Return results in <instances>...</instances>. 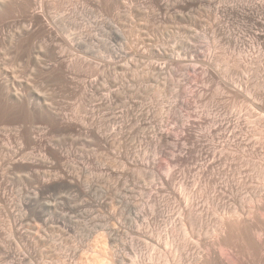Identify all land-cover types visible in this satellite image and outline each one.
Instances as JSON below:
<instances>
[{"label":"rangeland","instance_id":"1","mask_svg":"<svg viewBox=\"0 0 264 264\" xmlns=\"http://www.w3.org/2000/svg\"><path fill=\"white\" fill-rule=\"evenodd\" d=\"M258 234L264 0H0V264H264Z\"/></svg>","mask_w":264,"mask_h":264},{"label":"bare ground","instance_id":"2","mask_svg":"<svg viewBox=\"0 0 264 264\" xmlns=\"http://www.w3.org/2000/svg\"><path fill=\"white\" fill-rule=\"evenodd\" d=\"M186 5V4H185ZM216 9V8H215ZM218 11H220V10H218ZM217 11V12H218ZM221 227H219V228H217V231L218 232H220L221 231ZM223 230V229H222ZM223 232V231H222ZM260 235L261 234H258L257 236H256V240H257V243H259V244H261L262 246H264V241L262 242L261 241V237H260ZM224 245H218V250H217V252L215 251V262H218V263H220V264H239V263H241L238 259H237V257L234 255V254H232L231 252H229V249H224V247H223ZM223 247V248H222ZM225 248H226V246H225ZM209 250L210 249H206V256H208L209 255ZM211 253H212V251H211ZM210 253V254H211ZM205 256V257H206ZM172 262H174L173 260H172ZM166 263H168L169 264V262L166 260ZM177 263V262H176ZM172 264V263H171ZM174 264V263H173Z\"/></svg>","mask_w":264,"mask_h":264}]
</instances>
